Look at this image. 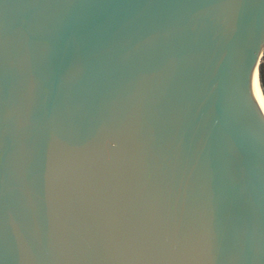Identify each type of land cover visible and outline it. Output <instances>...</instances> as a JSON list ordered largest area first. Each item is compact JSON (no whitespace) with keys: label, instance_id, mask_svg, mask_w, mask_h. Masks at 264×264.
Wrapping results in <instances>:
<instances>
[{"label":"water","instance_id":"1","mask_svg":"<svg viewBox=\"0 0 264 264\" xmlns=\"http://www.w3.org/2000/svg\"><path fill=\"white\" fill-rule=\"evenodd\" d=\"M263 53L264 0H0V264H264Z\"/></svg>","mask_w":264,"mask_h":264},{"label":"bare ground","instance_id":"2","mask_svg":"<svg viewBox=\"0 0 264 264\" xmlns=\"http://www.w3.org/2000/svg\"><path fill=\"white\" fill-rule=\"evenodd\" d=\"M252 88H253L254 98L256 99V101L258 102V104L260 105V107L262 109V112L264 113V98H263V95L261 93V89H260V85H259V81H258V76H257L256 72L254 74Z\"/></svg>","mask_w":264,"mask_h":264},{"label":"trees","instance_id":"3","mask_svg":"<svg viewBox=\"0 0 264 264\" xmlns=\"http://www.w3.org/2000/svg\"><path fill=\"white\" fill-rule=\"evenodd\" d=\"M259 78H260V84L264 93V65L262 63L259 66Z\"/></svg>","mask_w":264,"mask_h":264},{"label":"built area","instance_id":"4","mask_svg":"<svg viewBox=\"0 0 264 264\" xmlns=\"http://www.w3.org/2000/svg\"><path fill=\"white\" fill-rule=\"evenodd\" d=\"M261 63H262V65H264V53H263V56L261 58Z\"/></svg>","mask_w":264,"mask_h":264},{"label":"snow or ice","instance_id":"5","mask_svg":"<svg viewBox=\"0 0 264 264\" xmlns=\"http://www.w3.org/2000/svg\"><path fill=\"white\" fill-rule=\"evenodd\" d=\"M251 107V106H250ZM258 115V114H257Z\"/></svg>","mask_w":264,"mask_h":264}]
</instances>
